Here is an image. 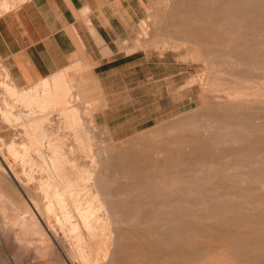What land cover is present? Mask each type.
Listing matches in <instances>:
<instances>
[{"label": "rangeland", "instance_id": "1", "mask_svg": "<svg viewBox=\"0 0 264 264\" xmlns=\"http://www.w3.org/2000/svg\"><path fill=\"white\" fill-rule=\"evenodd\" d=\"M139 28L155 118L121 139L0 59V264H264V0H147Z\"/></svg>", "mask_w": 264, "mask_h": 264}, {"label": "crops", "instance_id": "2", "mask_svg": "<svg viewBox=\"0 0 264 264\" xmlns=\"http://www.w3.org/2000/svg\"><path fill=\"white\" fill-rule=\"evenodd\" d=\"M2 7L0 59L18 91L73 82L94 105L96 125L117 139L154 120L147 97L156 87L155 63L137 43L147 0H23L13 7L4 0Z\"/></svg>", "mask_w": 264, "mask_h": 264}, {"label": "bare ground", "instance_id": "3", "mask_svg": "<svg viewBox=\"0 0 264 264\" xmlns=\"http://www.w3.org/2000/svg\"><path fill=\"white\" fill-rule=\"evenodd\" d=\"M167 8V7H166ZM150 19V18H149ZM151 20V19H150ZM150 20H148V22L150 21ZM143 24H145L144 22H143ZM214 83V82H213ZM7 90H9V92L8 93H10L12 90H13V92H15V93H17V96L18 97H20V95L19 94H21L20 92L21 91H18L15 87H7ZM27 93V92H26ZM236 97V96H235ZM28 99V98H30V99H34L33 98V96H26V97H24V99ZM29 99V100H30ZM40 99V102H42V103H47V102H44V98L43 99H41V98H39ZM29 100H27V101H29ZM3 112H5V111H3ZM2 112V113H3ZM8 112V111H7ZM10 112V111H9ZM8 112V113H9ZM8 113H6V114H8ZM11 114V113H10ZM5 117H6V119L8 120V117L5 115ZM244 130V129H243ZM246 133V132H245ZM222 137H224V136H222ZM238 138V137H237ZM230 139V138H229ZM234 139H235V137H234ZM240 139V138H239ZM236 143V145H237V141L235 142ZM234 143V144H235ZM231 144V143H230ZM232 144H233V142H232ZM44 160V159H43ZM52 164H53V162H51ZM54 165V164H53ZM250 165H252V164H250ZM46 167V166H45ZM54 167L55 168H57L55 165H54ZM47 168V167H46ZM234 168V167H233ZM237 168V167H236ZM239 168V167H238ZM64 169V168H63ZM41 170H42V168H41ZM57 177V176H56ZM51 180V179H50ZM95 181V180H94ZM51 185H53L52 183H51ZM61 186V185H60ZM48 189V188H47ZM52 190H53V194H52V197H50V195H47L46 196V198H45V200H46V204H45V210L43 211V213L44 214H46L48 217H53V216H58V214H57V212H56V210H55V205H54V203L57 201L58 203V205L61 207H59V209H62V215L64 216H66V217H69L70 216V210H69V205L64 201V194L62 193V191H61V189L59 188V186L58 185H56L55 183H54V185H53V187L51 188ZM66 190H68V189H66ZM65 190V191H66ZM50 191V190H49ZM75 191V190H74ZM47 192H48V190H47ZM64 192V191H63ZM73 193H75V192H73ZM70 195H71V193H70ZM102 195V194H101ZM73 199H75V198H73ZM54 200H56L55 202H54ZM58 205H56V207H58ZM38 207V206H37ZM75 211V210H74ZM60 212H59V216H60ZM86 213H87V211H85ZM84 212V213H85ZM107 212V211H106ZM80 213V212H79ZM62 215L60 216V217H62ZM81 215H82V213H81ZM87 215V214H86ZM84 216V215H83ZM83 216H82V218H83ZM89 216V215H88ZM81 218V219H82ZM85 218V217H84ZM83 218V219H84ZM70 219V218H69ZM86 219H87V217H86ZM85 219V221H83V223H84V225H85V228L89 231V234H90V236L92 235V236H94V235H96L97 234V228L95 227V226H93V225H91V223H90V221H88V220H86ZM66 220L68 221V218H66ZM69 222H70V220H69ZM71 225V224H70ZM72 229H74L73 227H72ZM77 231H78V229H76ZM99 230V229H98ZM74 231V230H73ZM101 231V230H100ZM76 232V231H75ZM80 232V231H79ZM79 232H77L78 234H79ZM80 236V235H79ZM78 236V237H79ZM89 237V236H88ZM92 238V237H91ZM79 247V246H78ZM80 251H81V249H80ZM81 253H83L82 251H81ZM86 261V260H85ZM96 261V260H95Z\"/></svg>", "mask_w": 264, "mask_h": 264}]
</instances>
